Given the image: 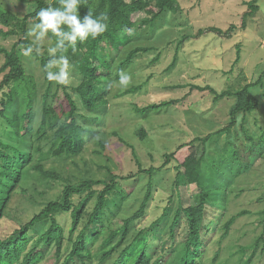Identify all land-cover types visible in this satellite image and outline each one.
<instances>
[{
  "label": "trees",
  "instance_id": "1",
  "mask_svg": "<svg viewBox=\"0 0 264 264\" xmlns=\"http://www.w3.org/2000/svg\"><path fill=\"white\" fill-rule=\"evenodd\" d=\"M13 2L24 15L15 13L0 0V227L3 222L13 223L10 211L18 197L42 209L10 232L0 230V264H45L50 258L54 264H105L115 255L114 264H217L224 256L237 220L248 215H255L257 220L259 235L254 249L245 256L248 248L237 240V254L226 263L264 261V184L235 193L236 181L264 161V124L260 125L262 121L256 117L260 96L252 91L261 85L264 75L240 85L236 92L191 85V89L210 91L216 101L234 96L236 105L225 126L206 137L175 146L173 152L163 153L159 167H142L136 148L122 138L126 128L142 141L152 131L135 125L136 119L129 120L128 123L133 122L130 126L119 120L121 115L127 118L128 112L145 118L181 102L163 99L144 106L125 102L155 82L152 71L161 65L167 46H177L174 61L166 70L170 72L188 40L209 32L232 39L237 26L231 25L226 31L216 27L200 29L194 36L184 35L158 48L146 45L144 33H154L160 25L165 27L160 22L164 16L170 15V22L177 16L183 17L186 10L179 0H82L81 17L88 12L96 16L106 12L108 30L96 39L69 46L65 55L70 61V76L61 84L46 78L48 49L56 43L51 33L40 45L41 51L32 53L41 65L43 79L24 65L23 54L33 43L27 30L35 22L36 13L41 8L60 7L59 0ZM197 4L200 5L199 1L193 6ZM244 5L247 11L241 30L260 10L259 0ZM141 15L147 18L140 20ZM174 25L177 32L184 29L179 19ZM236 50L231 74L241 63L242 43L236 45ZM146 58H151L146 69L150 75L143 81L142 71L133 68ZM121 70L132 76L127 87L113 84ZM243 75L244 72L238 74L236 82ZM166 90L163 88L162 92ZM247 119L261 127L262 137L251 133ZM224 136L228 142L220 147L217 139ZM114 141L117 142L112 149ZM88 146H93L98 160L103 157L107 163L124 152L128 155L127 163L136 168L128 175L117 174L110 170L111 164L101 166L93 160L99 173L106 171L104 178L97 179L91 163L85 160ZM183 151L187 154L182 160L179 154ZM171 169L176 173L174 191L164 196L155 180L158 173ZM143 176L148 178L145 197L132 215L124 216L123 204L134 190L133 185L128 189V182L136 185ZM189 188H194L195 194L187 198ZM246 194L252 195L257 212L235 208ZM155 207L161 212L149 220ZM231 210L237 212L229 214ZM133 227L136 234L129 242ZM203 230L212 234L208 242L216 248L209 262Z\"/></svg>",
  "mask_w": 264,
  "mask_h": 264
},
{
  "label": "rangeland",
  "instance_id": "2",
  "mask_svg": "<svg viewBox=\"0 0 264 264\" xmlns=\"http://www.w3.org/2000/svg\"><path fill=\"white\" fill-rule=\"evenodd\" d=\"M197 1H199L200 5L197 4L193 6ZM250 1L252 0H179L182 7L186 10L185 13L182 14L183 17L177 16L178 18L170 22V20H168V16L170 15L164 16L160 22L166 25L165 27L162 28L160 25L156 32L153 33V30H147L144 33L145 38L143 41L146 45L162 48L171 41L182 39L184 35L194 36L200 29L216 27L226 31L231 25H236L238 28L232 39H226L225 37L209 32L199 39L192 38L188 40L184 45L183 52L179 53L175 68L170 72H166V70L174 61V57L177 53V46H167L162 52L160 60L161 65L158 68H153L154 70L152 73L154 77L152 81L155 82L144 87L141 94L127 98L128 102L125 101L127 104L137 103L141 106L151 102L157 103L163 101V99H181V102H176L178 104L172 105L159 112L155 111L145 118L141 116L137 118L134 112H128V119L123 118L121 115L120 121L123 122L125 120L128 123L129 120L131 122L136 119L134 121L135 125L140 128H149V132L152 131L150 137L145 141L140 140L133 133H130V131L127 130L128 128L122 131V135L124 136L122 138L136 148L142 167H159L163 163V153L173 152L175 146L188 142L196 137H206L213 134L215 133L214 131L225 126L230 120V112L236 105V98L234 96L216 101L215 95L210 91L202 92L194 88L191 89V85L195 87L211 86L218 92L228 89L236 92L239 90L240 85L245 86L251 83L253 79L264 75V0H259V12L254 18L248 19L247 28L241 30L242 17L247 11V6L244 5V2ZM3 2L15 13L25 14L13 0H3ZM186 17L188 18V22H186ZM145 18H147L145 15L139 17L140 20ZM177 19L183 21L184 29L181 32H177L173 27ZM238 43H242V59L241 63L234 69V73L231 74L230 71L237 57L236 45ZM24 58V65L30 72L38 79H43L41 65L35 57L30 54L29 56L24 55ZM150 60L151 58H146L136 66L137 68H133L134 71H142L143 81L150 75L149 70H146ZM241 72H244L243 78L240 79L239 82H236L237 76ZM179 86H182L184 89H180ZM163 88H168V90H166L168 92H162ZM252 91L260 96L258 98L260 111H257L256 117L262 121V123H259L262 125L264 124V76L261 85L253 87ZM251 117H254V115ZM241 119L242 118L239 117V121ZM246 122L248 126L251 125L249 127L251 133H256L258 138L262 137V129L259 125L255 126L253 122L250 123L251 121L249 119H247ZM132 123H128L127 126H130ZM114 124L117 125L116 123ZM116 142L117 141L113 142L112 149L114 145L116 146V144H114ZM227 142L228 138L225 136L217 139V143L220 147L224 146ZM186 154V151L181 152L179 154V159L183 160ZM127 156L128 155L124 152L117 153L113 161L107 163L106 159L103 157L98 160V157L94 154L93 146H88L85 153V160L91 163L95 178L102 179L106 171L101 170L102 172L99 173L92 162L93 160H97L101 166H106L105 163L111 164V171L128 175L127 173H129L130 170H134L136 166L127 163ZM260 163L259 166L255 167L254 171L247 175H243L240 177L239 181H236L235 193L246 188L252 189V186L255 184H264V161ZM175 176L176 173L173 169L157 174V180H155V182L163 189L164 196L174 191L172 185ZM147 182L148 178L144 176L136 185L132 181L128 182V189L130 187L132 188L131 185H133L134 190L133 195L123 204L122 210L124 216L132 215L140 207L147 190ZM192 189L194 190V188ZM192 189L189 188L187 190V198L194 196L195 193H193ZM160 198L159 196L158 199ZM252 200V195L246 194L240 199V203L235 205V208H249L257 212L258 205L252 204ZM229 204H232V201H230ZM41 209L42 207L30 202L28 199L16 198L10 211V219L13 223L9 224L3 222L0 230L3 229L5 232L12 231V229L16 228L19 224L23 225L30 220L31 217ZM153 212L154 214L149 220L153 219L155 215L159 214L161 211L155 207ZM236 212L237 210H231L229 214ZM256 222L255 215L244 216L237 220L232 229L231 237L228 240L229 244L224 248V256L217 264H227L226 261L231 260L230 257L237 254L235 249V242L237 240L239 244L244 245V248H248L246 252L247 255L246 253L244 254L245 256H249V254L252 253L255 241L259 235V233L256 232ZM135 234L136 229L133 227L129 242L133 240ZM202 235L203 239L206 240V244H208L209 251L206 256V261L209 262L213 259L216 248L213 247L211 242H208L212 234L208 235L206 231L203 230ZM216 236L218 235L215 234V237ZM241 249H243L242 246ZM235 258H239V256ZM116 259L117 255L108 260L105 264H114ZM54 263V259L50 258L45 264ZM92 264H98V262H93ZM260 264H264V261L261 260Z\"/></svg>",
  "mask_w": 264,
  "mask_h": 264
},
{
  "label": "clouds",
  "instance_id": "3",
  "mask_svg": "<svg viewBox=\"0 0 264 264\" xmlns=\"http://www.w3.org/2000/svg\"><path fill=\"white\" fill-rule=\"evenodd\" d=\"M60 7L41 8L27 30V37L33 38L24 51L25 56H29L33 52L41 51L40 45L51 33L55 37V46L48 49L50 59L45 65L46 78L49 81L57 83H66L70 73L68 71L70 61L65 53L69 46H75L77 41L83 43L89 38L96 39L108 30V14L102 13L99 16L88 12L81 17L79 8L82 0H59ZM118 84L127 87L132 76L121 70L118 73Z\"/></svg>",
  "mask_w": 264,
  "mask_h": 264
}]
</instances>
